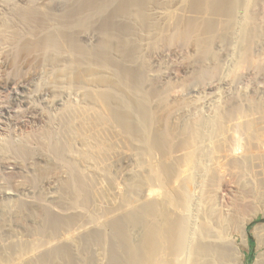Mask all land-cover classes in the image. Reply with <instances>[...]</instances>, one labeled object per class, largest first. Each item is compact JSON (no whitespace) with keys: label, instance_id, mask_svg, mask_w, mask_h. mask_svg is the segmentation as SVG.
I'll use <instances>...</instances> for the list:
<instances>
[{"label":"bare ground","instance_id":"bare-ground-1","mask_svg":"<svg viewBox=\"0 0 264 264\" xmlns=\"http://www.w3.org/2000/svg\"><path fill=\"white\" fill-rule=\"evenodd\" d=\"M145 1L160 7L166 5L165 0ZM175 1L184 13H192L193 16H171L168 25L171 32H166V38L161 37L164 32L156 16L142 8L126 11L132 19V29L139 34L144 28V34L147 33L149 38L156 32L168 44L187 46L196 59L212 60L213 74L225 69V59L232 61L235 68L232 67L234 70L228 74L232 81L243 69L252 71L254 68L264 76V63L256 62L253 55V44L264 39V27H254L250 14L254 4L264 0ZM62 6L66 8L61 9ZM104 6V0H0V45L17 44L19 50L24 49L41 62L50 58L51 71L57 75L56 80L60 84L80 88L83 100L80 106L77 105L82 110L80 122L91 121L103 129H112L118 137L113 144L121 145L125 149L121 150L124 156L135 165L124 177L118 176L111 163L118 152L115 145L103 146L97 153L85 151L71 154L66 152L65 147H49L67 172L66 179L63 177L60 181L68 194L65 203L71 211L53 210L57 211L54 213L41 200L13 201L11 194L2 197L0 208L4 212L9 214V209L13 208L19 222L24 224L26 215L38 224L35 222L32 232L36 237L32 241L12 240L4 247L0 246V264H238L242 253L233 248L230 244L232 240L226 242L238 208L228 205V209H219L217 197L213 194L221 191L223 202L234 205L231 197L233 184L226 173L251 171L254 181L248 183L250 186L244 185L245 196H240L264 200V89L259 93L260 99L247 100L245 106L233 102L218 109L215 107L213 121L208 120L207 124L194 121L179 128L174 127L175 124L172 127L171 121H168L171 125L167 123L161 129L160 125L158 129L155 106H163L167 111L164 106L167 90L146 91L143 77L131 69L122 72V75L106 71L109 73L106 75L103 73V62L87 61L90 54L82 45L76 48L75 44V47L71 44L67 50L70 55L75 53V63H66L67 60L65 64L55 62L66 52L65 45L61 46L65 51L60 53L59 43L62 42L53 35L57 29L42 35L45 27L41 23L50 19L88 27L91 19L106 13L103 12ZM218 25L231 29L239 27L224 57L214 49ZM22 27L28 29L23 28L31 35L29 40ZM217 37L219 41L225 39L222 35ZM108 38L114 39L113 36ZM158 39L153 38L149 43L152 49L160 45ZM120 40L118 50L121 55L138 51L139 43L130 38L121 37ZM207 75V71L200 70L197 79ZM220 75L223 76V73ZM11 85L12 82H2L0 88L10 89ZM178 102L174 106L171 104L167 112L171 114L183 105ZM236 120L240 122L232 125ZM158 123L161 124L160 121ZM228 123L234 131L232 137L225 136L230 127ZM21 147L18 150L30 153ZM1 151L2 154L5 151L2 144L0 154ZM99 155L105 159L100 166L92 162ZM226 179L230 180V186ZM237 186L239 189L238 182ZM244 242L247 245L246 234ZM259 264H264V258L260 257Z\"/></svg>","mask_w":264,"mask_h":264},{"label":"rangeland","instance_id":"rangeland-1","mask_svg":"<svg viewBox=\"0 0 264 264\" xmlns=\"http://www.w3.org/2000/svg\"><path fill=\"white\" fill-rule=\"evenodd\" d=\"M163 1L164 0H162V2ZM165 1L166 5L160 7L159 5L151 3H149V5L145 0H104L105 6L103 12L106 13H103L102 16L97 19L94 18L95 20L91 19L87 25L88 27H85L86 29L83 27L82 29L81 25L76 26V24L74 25L72 22H54L55 20L50 19L48 22L45 21V23H41L45 27V31L42 35H46L47 32L50 33L52 29H57V32L56 30L53 31V35L55 34V37H59V42H62L59 43L60 47L65 45L66 52H64V47H61L62 52L60 53L64 52L61 57L62 59L58 56L55 62L60 61L62 64H65L67 60L66 63H75V53L73 52L74 54L72 53L70 55L71 52H67V50H69V45L71 44L73 47L76 45V48L82 45L85 46L87 52L90 54L87 61H91L92 63L103 62L101 63L105 65L103 73L106 75L115 72L122 75V72L131 69L132 72L143 77V85L146 91L169 90L168 93L166 91L165 95V109L168 111L177 101H179L178 103H183V105L173 113L171 112V114L165 111L163 106L162 108L155 106L156 127L158 129L160 125V129L167 126V123L169 124L168 121H171L172 125H169L172 127L175 124L174 127L178 126L179 128H184L194 121H202L207 124L208 120H210L209 122L213 121L211 119H213V116L216 114V110H214L215 107L218 109L233 102L242 103V105L245 106V104H248L247 100H251L255 97L254 100L260 99L261 94L259 93L261 89H264V80L262 79L264 76H262V73L256 72L254 68H252V71L247 68L245 71L243 69V71L238 74V78L232 81L229 79L230 76L228 75L235 68V63L232 61L225 59V67H223L227 70L222 69L219 74H213L214 63L212 60L196 59V57H194L195 55L190 54L192 51L187 46L178 45L179 43H174V45L168 44L167 40L163 38L160 39L156 32H153L149 38L147 33H145V36L144 28H141L142 33L139 31V34L132 29L133 25L131 23L133 22L126 11H131L133 9L137 10V8H142L156 16L157 21H159L158 25L164 32V36L161 37L165 38L167 36L166 32H169V30L171 32L168 26L171 22V16L181 17V15H184V17L187 18L193 16L192 13H184L181 6L175 0ZM243 1L245 2L246 0ZM263 3V1L256 2L250 11L254 27H264ZM63 7L64 6L60 8H66ZM55 9L57 10L58 8ZM241 21L240 19L239 22L241 23ZM129 27L131 28L130 31L128 30ZM23 28L28 31L26 27H22V29ZM24 29L23 32L25 31L26 34L25 32L23 34L28 35L29 33L27 34V31ZM238 29L239 27L231 29L218 25V29L215 31L216 40H214V49L217 51L216 53L223 57L228 54L232 37ZM57 33L58 36L56 35ZM76 35L78 37H76ZM220 35L225 37L223 41H219L220 39L217 36ZM110 36H113L114 39L110 40L108 38ZM138 36H143L142 39L144 40ZM156 36L160 39H158L160 45L158 44V49H152L149 43L153 38L157 39ZM29 37L31 38V35L26 36V38H28L27 40L30 39ZM121 37L130 38L134 43H139L140 46L138 51H135V53L131 51L130 53L121 55L120 50H118L120 49L119 41H121ZM38 38H41V36ZM262 40L257 43L258 45L255 43L253 44V55L256 56L254 60L256 62L259 60L258 63H264V61H261L264 59V44H262ZM36 59L37 58L33 55L27 54L24 49L19 50L17 44L13 45L8 43L6 46L0 45V83L12 82L10 89L0 88V145L2 144L5 146V154L4 152L2 154V151L1 154L3 156L0 154V202L2 197L11 194L13 201L41 200V202L46 204L49 208L51 207L50 210L52 212H54L53 210H57L64 213L67 211L66 213H69L71 209L65 203L67 202L65 199H67L68 194L66 190L62 188L60 181V179L67 176V172H65L66 170L62 165V161L60 162L54 152L49 151V147H65L67 149L66 152L70 151L71 154L72 152L85 153V151L97 153L103 146L115 145L117 146L118 152L112 157L111 163H113V170L118 173V176L124 177L135 165L130 159L124 156L125 149L123 147L121 148V145L118 146V144H113L118 140V137L112 129H103L93 124L91 121L87 123L80 122L82 110L79 109L80 107H77V105L80 106L81 102H83L81 91L79 90L80 88L76 85H74V87H69L66 84H60L58 80H56L57 75L51 71L50 58L43 62ZM58 62L56 64H58ZM62 64L59 66H62ZM200 70L207 71L209 75L205 76L203 79H197ZM106 71L110 72L106 73ZM251 72H254V74ZM211 73L213 76H211ZM222 73L223 76L220 75ZM256 87H258V89H256ZM155 88L156 90H154ZM239 98L240 101L238 100ZM156 101L154 100L153 104H155L154 102ZM244 101H246V103ZM157 121H160L161 124ZM239 122L240 120H236L231 124L234 125ZM231 124L229 125L228 123L230 127L225 133L226 137H232V134H234V131H231ZM21 146L23 150H29L30 153H23V151L18 150ZM72 160H77V158H72ZM104 161L105 159H101L99 155V157L96 156L92 162L100 166ZM77 163L80 162L77 161ZM79 167H81V165H79ZM230 173H226V176H228L227 178L235 182H231V184H233L231 185L230 180H226L229 186L231 185L233 188H231V197L233 198L234 205L223 202L221 191L213 194L215 195L214 197H217L216 204H218V208L220 207L219 209L222 207L228 209V205H232V207H236V209L238 208V212L233 218L234 222L232 225L230 224V228L228 229V238L226 236L228 241L226 240V242L232 240L230 244L233 248H235L237 252L240 251L242 253V257L238 260V264H246L245 256L247 253L252 254L250 264H259L260 257L264 258V200L258 199L257 201V199L250 197H245V199L244 197L241 198L242 195L245 196L244 185L250 186L248 183L252 184L254 181L252 180L255 178L253 172L238 171L237 173L233 171ZM41 174L44 176L43 178ZM237 182L240 185L239 189ZM242 188L243 190H241ZM13 205L12 203V207ZM32 208L37 210L35 207ZM1 217H6L5 219H0L1 247L9 244L12 240L14 242H19L21 240L26 243L32 241L36 237L34 236L35 233L32 231L35 229L34 227H36L35 222L37 225L38 221L25 215V221L23 220L24 224L21 223V221L19 222L13 208L9 209V214L0 208V218ZM139 233L140 232L137 233L138 236ZM245 234L247 235V245L244 244ZM251 240L253 242H251Z\"/></svg>","mask_w":264,"mask_h":264},{"label":"crops","instance_id":"crops-1","mask_svg":"<svg viewBox=\"0 0 264 264\" xmlns=\"http://www.w3.org/2000/svg\"><path fill=\"white\" fill-rule=\"evenodd\" d=\"M251 256H252L251 253H247L246 254V256H245V262H246V264H250Z\"/></svg>","mask_w":264,"mask_h":264},{"label":"trees","instance_id":"trees-1","mask_svg":"<svg viewBox=\"0 0 264 264\" xmlns=\"http://www.w3.org/2000/svg\"><path fill=\"white\" fill-rule=\"evenodd\" d=\"M251 242H253V241L251 240Z\"/></svg>","mask_w":264,"mask_h":264}]
</instances>
